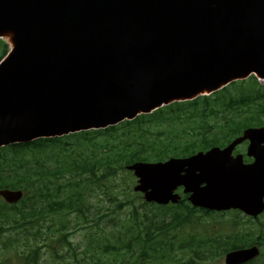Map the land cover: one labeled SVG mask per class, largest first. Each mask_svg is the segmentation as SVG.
I'll list each match as a JSON object with an SVG mask.
<instances>
[{
	"label": "water",
	"instance_id": "95a60500",
	"mask_svg": "<svg viewBox=\"0 0 264 264\" xmlns=\"http://www.w3.org/2000/svg\"><path fill=\"white\" fill-rule=\"evenodd\" d=\"M0 147L106 128L176 100L264 78V0H0ZM249 139L253 163L234 157ZM149 202L189 200L211 210L264 211V127L228 147L137 162ZM10 203L23 194L0 190ZM257 247L227 254L242 264Z\"/></svg>",
	"mask_w": 264,
	"mask_h": 264
},
{
	"label": "trees",
	"instance_id": "16d2710c",
	"mask_svg": "<svg viewBox=\"0 0 264 264\" xmlns=\"http://www.w3.org/2000/svg\"><path fill=\"white\" fill-rule=\"evenodd\" d=\"M7 51V44L0 40V60ZM262 92L264 88L252 77L233 82L210 96L176 102L118 126L76 133L71 135L73 141L38 139L0 149V189H22L26 194L16 205L0 199V264H9L13 259L21 264H41L44 249L55 251L64 262L66 254L59 253L58 247L68 248L77 264H97L81 261L70 238L69 225L74 215L78 226L91 220L92 210L86 203L82 183L104 187L107 191L108 183L123 174L125 190L131 193L133 177L126 170L128 164L186 157L214 145H224L247 127L264 125ZM213 115L216 120L211 122L209 117ZM83 176V180L74 183V178ZM65 177L67 186L77 188L71 196L59 200L62 187L59 180ZM135 200L145 211H141ZM129 204L134 220L128 224L131 240L124 243L123 253L119 255L129 254L132 260L120 264H147L144 261L147 257L161 262L169 256V249L177 246V230L185 229L193 218L194 223H199L213 213L191 206L186 198L172 206L169 219L166 206L143 202L139 194L132 195ZM201 212L205 215L199 216ZM52 213L63 218L52 217ZM239 224L234 220L228 230L217 233L213 241L218 250L216 254L241 247L244 237L239 233ZM211 240L210 236L207 244Z\"/></svg>",
	"mask_w": 264,
	"mask_h": 264
},
{
	"label": "rangeland",
	"instance_id": "374dc122",
	"mask_svg": "<svg viewBox=\"0 0 264 264\" xmlns=\"http://www.w3.org/2000/svg\"><path fill=\"white\" fill-rule=\"evenodd\" d=\"M261 84L264 85V82L261 81ZM171 123L173 124L174 122ZM122 176L124 175L122 174L119 177V179H117L116 181L111 180L109 182L108 186L111 187L109 195L99 192L98 195L94 196L93 198H89V203L92 205L91 209L94 214L97 211V209L103 207L105 211H102V213L105 212L108 216L101 218L98 227L96 225H93L92 226L93 228L88 227L87 229H80L77 232L73 233L71 240L74 244H76L74 246L76 247V250L79 254V259L81 261L86 260L89 263L94 262L97 264H120L121 261L124 262L125 260L130 259L129 254H126L124 257L119 255L120 253H123L124 243L129 240V237H131L130 234L132 233L128 229L129 227L128 224H130L129 222L130 212H131V210H129L130 207L125 206L121 209L116 207L118 206L119 202H124L126 200L125 198L126 185H124V182L122 181ZM133 182H136V178H133ZM144 210L145 209H142V211ZM58 215L56 216L57 217L61 216ZM94 216L95 217L98 216L99 218V214H95ZM231 217H232L231 215L229 216L226 215L224 217L216 216L215 218H218L216 220H214L211 217H207L197 225L194 223L195 220L193 218V222L189 223L190 225L185 229L177 230L179 231L177 234L183 233L186 235L192 233V234H198L197 238H202L207 233L208 230L210 232H213L214 229L219 230L221 221H224V229L228 230L229 225H225V222H227V220L230 221ZM74 222L75 221L72 222L73 225L71 224L72 228L76 226L74 225ZM260 222H264V216H262L261 220L258 222H250L249 220H246V222L241 227V230L243 229L244 232H247L248 230L244 228L248 227L249 229H252L251 231L254 232L255 236L258 237L262 236L263 233L260 230L263 229L260 227ZM192 224H194V226H191ZM173 232H176V230H174ZM187 239H189V236L186 237V240ZM177 244L180 245V241H177ZM134 245L136 248H138L136 244ZM58 248H59V252H61V247ZM86 249L89 250L86 251ZM183 251L184 250L178 249L176 247L170 250L173 258H182L177 264H187V261L189 259V256L186 255L187 252L193 253L192 250H187L184 253ZM65 252L67 258H64L65 263L63 264H77L76 260L72 257V253L67 248L62 251L63 254H65ZM193 255L195 254L193 253ZM56 258L57 257L55 256V254H52L47 251L43 258V264H62ZM196 258L198 260L197 263L211 264L208 261L199 260L198 256H196ZM98 260L101 262H99ZM172 260L173 259L171 257L166 256L164 260H161L159 264H172ZM144 261L147 264L157 263L154 262V260L149 259L148 257L145 258ZM221 261L223 264L224 259H222ZM9 264H21V263L19 262V260L13 259L10 261ZM212 264H218V263L213 262ZM257 264H264V254L259 258Z\"/></svg>",
	"mask_w": 264,
	"mask_h": 264
},
{
	"label": "flooded vegetation",
	"instance_id": "af4514ba",
	"mask_svg": "<svg viewBox=\"0 0 264 264\" xmlns=\"http://www.w3.org/2000/svg\"><path fill=\"white\" fill-rule=\"evenodd\" d=\"M252 161V159H250V160H246L245 162H251Z\"/></svg>",
	"mask_w": 264,
	"mask_h": 264
}]
</instances>
